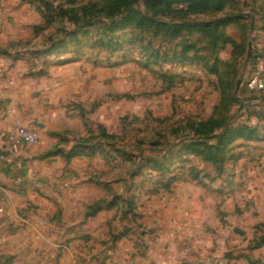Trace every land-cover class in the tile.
<instances>
[{
	"label": "rangeland",
	"instance_id": "1",
	"mask_svg": "<svg viewBox=\"0 0 264 264\" xmlns=\"http://www.w3.org/2000/svg\"><path fill=\"white\" fill-rule=\"evenodd\" d=\"M185 46L194 51L184 58ZM260 48L264 0H4L3 70L29 86L27 101L14 99L13 132L40 134V161L66 155L54 194L33 189L32 164L7 162L14 181L0 189V264H120L118 248L152 245L164 200L196 174L185 167L219 168L227 157L184 151L198 126L242 130L225 146L235 151L251 141L247 122L264 131V92L242 87ZM235 163L201 177L228 182Z\"/></svg>",
	"mask_w": 264,
	"mask_h": 264
},
{
	"label": "crops",
	"instance_id": "2",
	"mask_svg": "<svg viewBox=\"0 0 264 264\" xmlns=\"http://www.w3.org/2000/svg\"><path fill=\"white\" fill-rule=\"evenodd\" d=\"M3 61L0 58V151L7 154L0 156V189L10 192L14 180L6 167L14 158L19 166L32 164L34 169L28 176L35 185L33 189L41 187L44 192L54 194V189L60 188L56 176L63 169L62 156L40 161L37 152L48 146L40 141V134L37 146L24 144L16 153L12 151L10 136L16 126L17 113L14 99L19 93L26 95L22 98L27 101L29 86L26 82L12 83L11 72L6 74L3 70ZM260 106L264 111V102ZM251 118L253 116L247 119ZM247 123L250 129L258 125ZM253 130L246 138L251 140L247 141L248 146L239 151L231 150L219 168L212 164L210 170H206L205 165L185 167L186 173L196 174L193 179L178 182L172 196L164 200L165 213L158 220L164 227L161 235L157 230L153 244L140 253L135 247L109 248V253L118 252L114 259L119 258L120 264H264V245H257L264 236V131ZM243 157L246 162L238 164ZM230 162H236V170L232 171L228 182L218 180L219 177L203 181L201 175L206 172L210 175L209 171L217 173L219 169V173L228 174ZM227 187L230 192H226ZM29 194L40 201V194L33 191Z\"/></svg>",
	"mask_w": 264,
	"mask_h": 264
},
{
	"label": "trees",
	"instance_id": "3",
	"mask_svg": "<svg viewBox=\"0 0 264 264\" xmlns=\"http://www.w3.org/2000/svg\"><path fill=\"white\" fill-rule=\"evenodd\" d=\"M124 23L125 25H131V22H129L125 18H124ZM193 49H194L193 46H185L183 50L180 52V56L185 58L190 51H194ZM210 122L201 124L200 126L203 127L201 128L202 129L201 131H199L200 126H198V130H197L198 133L196 140L184 144L183 149L187 154L196 155L206 160H212L213 162H216L215 159L219 155H222L223 158L227 156V154L231 150H226L225 146L230 145L236 139L237 137L236 135H239L242 132V130H236V129L234 130V128L230 127V124H228L227 128H225L223 132H219L221 126L218 124L215 125L214 124L215 120H212ZM210 125H212L209 129L210 133L206 134V130L204 132V128L209 127ZM253 131H254L253 129H250V133ZM104 136L108 139L114 138V136L110 134H104ZM205 138L207 139L209 138V140L210 139L214 140V143L206 144ZM54 155L64 156L66 154H64L62 150H57V152L48 153L46 157H51ZM76 155H77L76 153H71V154L68 153L66 157L72 158ZM221 162H224V159L221 160ZM96 212H98V210H96ZM95 213H91V215H94ZM257 245L258 246L264 245V236L258 240Z\"/></svg>",
	"mask_w": 264,
	"mask_h": 264
},
{
	"label": "built area",
	"instance_id": "4",
	"mask_svg": "<svg viewBox=\"0 0 264 264\" xmlns=\"http://www.w3.org/2000/svg\"><path fill=\"white\" fill-rule=\"evenodd\" d=\"M4 0H0V6ZM253 66L249 76L242 82L247 92H264V52L262 48L254 50L252 54ZM11 148L18 151L24 144L37 143V137L30 131L19 128L10 136Z\"/></svg>",
	"mask_w": 264,
	"mask_h": 264
},
{
	"label": "water",
	"instance_id": "5",
	"mask_svg": "<svg viewBox=\"0 0 264 264\" xmlns=\"http://www.w3.org/2000/svg\"><path fill=\"white\" fill-rule=\"evenodd\" d=\"M250 58V54L247 57V60ZM7 153L6 151H0V156H5Z\"/></svg>",
	"mask_w": 264,
	"mask_h": 264
}]
</instances>
